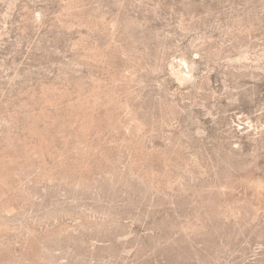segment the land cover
<instances>
[{
    "label": "rangeland",
    "instance_id": "obj_1",
    "mask_svg": "<svg viewBox=\"0 0 264 264\" xmlns=\"http://www.w3.org/2000/svg\"><path fill=\"white\" fill-rule=\"evenodd\" d=\"M0 264H264V0H0Z\"/></svg>",
    "mask_w": 264,
    "mask_h": 264
}]
</instances>
